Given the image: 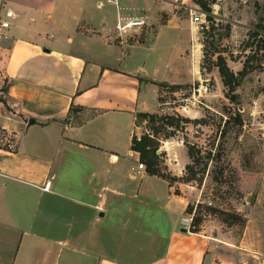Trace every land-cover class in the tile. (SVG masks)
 <instances>
[{"label":"crops","instance_id":"obj_1","mask_svg":"<svg viewBox=\"0 0 264 264\" xmlns=\"http://www.w3.org/2000/svg\"><path fill=\"white\" fill-rule=\"evenodd\" d=\"M148 4L7 0L0 264H237L221 256L217 242L233 245L243 264H264V174L239 209L242 233L230 243L192 231L194 186L149 174L132 149L137 114L156 111L158 89L138 59L139 45H130L129 58L128 45L111 35L122 18L146 19Z\"/></svg>","mask_w":264,"mask_h":264},{"label":"rangeland","instance_id":"obj_2","mask_svg":"<svg viewBox=\"0 0 264 264\" xmlns=\"http://www.w3.org/2000/svg\"><path fill=\"white\" fill-rule=\"evenodd\" d=\"M192 9L203 13L199 21L192 18ZM142 12L146 15L143 26L116 28L111 38L116 45H128L124 51L129 58L134 53L132 43L144 51L138 59H145L143 69L150 71L158 89L152 105L157 104L156 111L151 113L181 123L174 137L164 139L169 130L157 134L160 172L168 177L183 172L177 179L194 186V204L188 206L191 230L195 224L198 231L236 242L244 225L239 209L242 203L251 202L264 174L261 53L251 63H261L262 68L243 73L244 62L253 54L251 31L264 33V0H149ZM150 78L145 75L143 79ZM7 87V79H2L0 102L4 105ZM145 118L136 129L138 137L154 134V121ZM188 147L194 150L196 161ZM187 164L192 169L187 170ZM199 197L201 202H197ZM216 247L229 263L245 262L231 253L233 245L217 242Z\"/></svg>","mask_w":264,"mask_h":264},{"label":"trees","instance_id":"obj_3","mask_svg":"<svg viewBox=\"0 0 264 264\" xmlns=\"http://www.w3.org/2000/svg\"><path fill=\"white\" fill-rule=\"evenodd\" d=\"M206 8L208 11L211 10L210 7H206ZM250 36L254 38L255 41L249 44V47H251V50H253V54L248 56L247 60L244 62L245 71L243 73L246 74L254 69L262 68L261 63H258L256 65L254 63H251V58H253L255 54L261 53L262 57L264 58V33H260L259 30H254L251 31ZM145 117H150L151 120L154 121L153 122L154 125L152 127L154 134L148 136L145 135L142 137H138L137 135H134L132 139V149L139 152L140 161L146 164L147 166L146 171L149 174L167 178L170 181L178 180L177 177H173V176L168 177L160 172V168H159L160 154H157L160 138L157 137V134L161 131V129L165 131L169 130L168 132H166L164 139L174 137L176 135V131L179 130L180 127H182L180 121H175L174 119H169V118H163L160 117V115L158 114H153L149 112H139L137 114V120H136L137 126L140 125L143 119H146ZM180 119L183 120V118ZM157 122H160V125H156ZM188 153L189 156L193 158L194 161H196L195 153L192 147H188ZM186 168L187 170H190L192 169V165L187 164ZM234 216H238V218H241L237 214H234ZM194 225H192V231L197 232L198 229L194 227Z\"/></svg>","mask_w":264,"mask_h":264},{"label":"built area","instance_id":"obj_4","mask_svg":"<svg viewBox=\"0 0 264 264\" xmlns=\"http://www.w3.org/2000/svg\"><path fill=\"white\" fill-rule=\"evenodd\" d=\"M109 1L114 2L115 0H109ZM8 12L9 9L7 8V0H0V31H2L3 29H7L10 26ZM191 15L195 21H199L203 13L192 9ZM145 23L146 21L143 18H122L117 22V29L118 30L130 29L133 27L143 26ZM6 144L9 147H11V142L8 141ZM140 166L144 167V164H140ZM52 179L53 176L48 177V179L43 185L44 190L50 189L52 184Z\"/></svg>","mask_w":264,"mask_h":264},{"label":"water","instance_id":"obj_5","mask_svg":"<svg viewBox=\"0 0 264 264\" xmlns=\"http://www.w3.org/2000/svg\"><path fill=\"white\" fill-rule=\"evenodd\" d=\"M142 75H146V71H142ZM145 85V81H142V87ZM31 123H34V120L31 119ZM158 153H160V151H158ZM186 230V229H184Z\"/></svg>","mask_w":264,"mask_h":264}]
</instances>
